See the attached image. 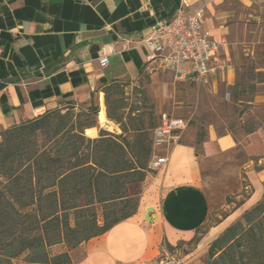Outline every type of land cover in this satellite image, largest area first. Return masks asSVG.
I'll return each instance as SVG.
<instances>
[{
	"label": "crops",
	"instance_id": "0c3cea01",
	"mask_svg": "<svg viewBox=\"0 0 264 264\" xmlns=\"http://www.w3.org/2000/svg\"><path fill=\"white\" fill-rule=\"evenodd\" d=\"M224 1L0 0V130L64 107L67 100L97 105L99 111L104 87L134 81L144 72V38L157 21L171 18L181 2L186 13L203 9L204 31L221 42L231 13ZM239 1L247 5L251 0ZM110 46L108 64L101 68V50ZM220 52L213 55L214 65ZM103 112L107 119L105 105ZM100 125L120 132L110 119ZM92 129L88 135L95 138L98 129ZM207 136L201 145L205 157L235 146L229 133L210 131ZM244 149L264 159V134H248ZM164 153L167 162L147 176L137 212L82 244L83 257L75 264H159L166 246L189 238L204 223L209 208L200 186V152L179 141ZM258 177L264 179V168ZM149 207L153 211L146 219ZM221 229L213 227L200 245L214 240Z\"/></svg>",
	"mask_w": 264,
	"mask_h": 264
},
{
	"label": "trees",
	"instance_id": "16d2710c",
	"mask_svg": "<svg viewBox=\"0 0 264 264\" xmlns=\"http://www.w3.org/2000/svg\"><path fill=\"white\" fill-rule=\"evenodd\" d=\"M123 86L114 82L102 90L107 118L120 133L100 128L96 138L87 137L98 106L75 111L73 100L0 130V264L18 258L75 264L72 252L137 212L136 187L149 172L160 118L145 122L143 112L127 108ZM204 136L197 133L195 143ZM262 192L244 212L245 224L228 226L211 242L203 264H264Z\"/></svg>",
	"mask_w": 264,
	"mask_h": 264
},
{
	"label": "rangeland",
	"instance_id": "374dc122",
	"mask_svg": "<svg viewBox=\"0 0 264 264\" xmlns=\"http://www.w3.org/2000/svg\"><path fill=\"white\" fill-rule=\"evenodd\" d=\"M223 4L231 12L226 20L228 30L221 41L216 71L207 84L177 79L173 72L162 67L145 72L134 81L122 82L127 108L143 112L145 122L157 123L166 113L183 118L188 124L180 142L190 143L200 152V186L209 212L193 235L165 247L179 264L205 263L213 240L200 245L202 237L215 226H222L218 237L232 224H245L244 212L263 194L264 179L258 177V172L264 168V159L261 155H249L244 146L248 129L255 128L254 131L264 134V0H251L247 5L239 0H225ZM73 106L78 111L88 104L74 102ZM99 115L100 109L95 117L98 132L100 128L109 131L99 124ZM89 130L95 129H85V135L92 138ZM210 131L216 135L229 133L235 138V146L205 157L202 143H195L196 134L204 133L206 140ZM155 172L149 171L136 187L139 200L147 186V176ZM58 249L53 248V252ZM71 254L75 261L82 257L81 250ZM164 256H158L156 262ZM13 263L25 264L22 258Z\"/></svg>",
	"mask_w": 264,
	"mask_h": 264
},
{
	"label": "built area",
	"instance_id": "2783aa9c",
	"mask_svg": "<svg viewBox=\"0 0 264 264\" xmlns=\"http://www.w3.org/2000/svg\"><path fill=\"white\" fill-rule=\"evenodd\" d=\"M179 3L175 14L152 26L144 38L147 47V59L144 70L162 67L172 71L177 79H190L199 84H207L214 75L217 66L213 64V55L219 51L221 42L213 39L203 29V9L186 13ZM102 49L98 59L99 66L105 68L109 53ZM186 120L162 114L159 125L153 131V150L147 163L149 171L159 170L167 162L169 147L181 139L187 126ZM159 264H179L174 254L166 253Z\"/></svg>",
	"mask_w": 264,
	"mask_h": 264
},
{
	"label": "bare ground",
	"instance_id": "6f19581e",
	"mask_svg": "<svg viewBox=\"0 0 264 264\" xmlns=\"http://www.w3.org/2000/svg\"><path fill=\"white\" fill-rule=\"evenodd\" d=\"M103 109H104V105H103V102L101 101V103H100V115H99V119H98V122L100 124L107 123V119L105 116V112H103Z\"/></svg>",
	"mask_w": 264,
	"mask_h": 264
},
{
	"label": "water",
	"instance_id": "95a60500",
	"mask_svg": "<svg viewBox=\"0 0 264 264\" xmlns=\"http://www.w3.org/2000/svg\"><path fill=\"white\" fill-rule=\"evenodd\" d=\"M147 210H148V212H147V215H146V219H149L148 213H149V212H152L153 210H152L150 207L147 208Z\"/></svg>",
	"mask_w": 264,
	"mask_h": 264
}]
</instances>
